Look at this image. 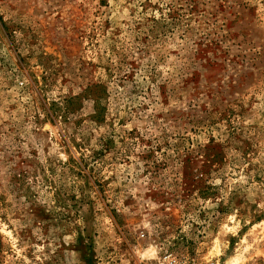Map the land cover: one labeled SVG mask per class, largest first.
<instances>
[{
  "label": "rangeland",
  "instance_id": "obj_1",
  "mask_svg": "<svg viewBox=\"0 0 264 264\" xmlns=\"http://www.w3.org/2000/svg\"><path fill=\"white\" fill-rule=\"evenodd\" d=\"M264 264V0H0V264Z\"/></svg>",
  "mask_w": 264,
  "mask_h": 264
},
{
  "label": "built area",
  "instance_id": "obj_2",
  "mask_svg": "<svg viewBox=\"0 0 264 264\" xmlns=\"http://www.w3.org/2000/svg\"><path fill=\"white\" fill-rule=\"evenodd\" d=\"M160 264H181V262L172 253L163 252L160 256Z\"/></svg>",
  "mask_w": 264,
  "mask_h": 264
}]
</instances>
